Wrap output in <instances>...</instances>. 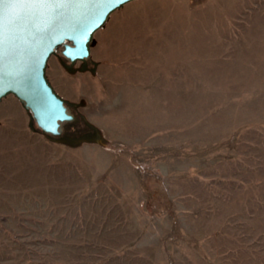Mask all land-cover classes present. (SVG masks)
<instances>
[{
  "label": "rangeland",
  "instance_id": "obj_1",
  "mask_svg": "<svg viewBox=\"0 0 264 264\" xmlns=\"http://www.w3.org/2000/svg\"><path fill=\"white\" fill-rule=\"evenodd\" d=\"M59 58L103 141L0 100V264H264V0H132Z\"/></svg>",
  "mask_w": 264,
  "mask_h": 264
},
{
  "label": "water",
  "instance_id": "obj_2",
  "mask_svg": "<svg viewBox=\"0 0 264 264\" xmlns=\"http://www.w3.org/2000/svg\"><path fill=\"white\" fill-rule=\"evenodd\" d=\"M129 1L73 0L55 14L31 4H0V100L14 95L28 113L31 129L49 139L71 144L102 142L99 131L86 120L89 131L65 133L63 123L73 126L76 114L69 109L77 103L55 91L47 77V64L51 55H57L68 71L79 62L77 69L94 72L95 66L87 65L93 34Z\"/></svg>",
  "mask_w": 264,
  "mask_h": 264
},
{
  "label": "snow or ice",
  "instance_id": "obj_3",
  "mask_svg": "<svg viewBox=\"0 0 264 264\" xmlns=\"http://www.w3.org/2000/svg\"><path fill=\"white\" fill-rule=\"evenodd\" d=\"M6 2L31 4L41 8H47L51 10L53 14H55L60 7L65 4L72 3L73 0H0V4ZM76 2H79V0H76ZM119 2L122 3L123 0H119ZM0 43H2V37H0Z\"/></svg>",
  "mask_w": 264,
  "mask_h": 264
},
{
  "label": "crops",
  "instance_id": "obj_4",
  "mask_svg": "<svg viewBox=\"0 0 264 264\" xmlns=\"http://www.w3.org/2000/svg\"><path fill=\"white\" fill-rule=\"evenodd\" d=\"M59 64H57V67L59 68ZM57 68V69H58ZM59 70V69H58ZM54 71H52L51 72V74L49 73H47V77H48V79H49V77L52 79V77L54 76ZM53 74V75H52ZM52 83H55V85H56V88L57 89H59V91L61 92V93H64L63 95H66L67 93H66V90H65V87L63 86V84H61V82L58 80V79H56V78H54V82H53V80L51 81ZM6 96H12L11 97V99L12 100H14L15 102H19V100L14 96V95H12V94H8V95H6ZM63 97V96H62ZM3 99V98H2ZM1 99V100H2ZM20 103V102H19ZM20 105H21V103H20ZM22 106V105H21ZM25 110V109H24ZM27 113V112H26Z\"/></svg>",
  "mask_w": 264,
  "mask_h": 264
},
{
  "label": "flooded vegetation",
  "instance_id": "obj_5",
  "mask_svg": "<svg viewBox=\"0 0 264 264\" xmlns=\"http://www.w3.org/2000/svg\"><path fill=\"white\" fill-rule=\"evenodd\" d=\"M70 107H72L73 108V111H74V113L76 112V109H75V107L74 106H70ZM76 114V113H75ZM71 128V132L73 131V128L72 127H68V129H70ZM89 130V129H88Z\"/></svg>",
  "mask_w": 264,
  "mask_h": 264
},
{
  "label": "trees",
  "instance_id": "obj_6",
  "mask_svg": "<svg viewBox=\"0 0 264 264\" xmlns=\"http://www.w3.org/2000/svg\"><path fill=\"white\" fill-rule=\"evenodd\" d=\"M76 118H77V117H76ZM63 126H64V127H67V126H68V124H67V123H63Z\"/></svg>",
  "mask_w": 264,
  "mask_h": 264
}]
</instances>
